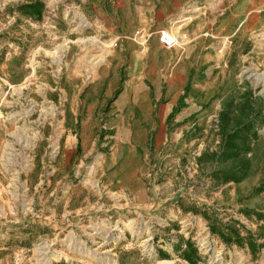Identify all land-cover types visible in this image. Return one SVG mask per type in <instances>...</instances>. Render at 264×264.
Masks as SVG:
<instances>
[{
	"label": "rangeland",
	"instance_id": "obj_1",
	"mask_svg": "<svg viewBox=\"0 0 264 264\" xmlns=\"http://www.w3.org/2000/svg\"><path fill=\"white\" fill-rule=\"evenodd\" d=\"M163 1L0 0V264H264L261 119L248 177L212 179L224 102L264 117V28L185 48L208 0Z\"/></svg>",
	"mask_w": 264,
	"mask_h": 264
},
{
	"label": "trees",
	"instance_id": "obj_2",
	"mask_svg": "<svg viewBox=\"0 0 264 264\" xmlns=\"http://www.w3.org/2000/svg\"><path fill=\"white\" fill-rule=\"evenodd\" d=\"M21 9L25 14L38 16L42 11V5L35 2ZM239 100L241 103L235 108H232L230 100L225 101L219 116V129L223 133V141L220 154L214 157L218 168L212 174V179L221 184H238L248 177L256 159L254 143L259 139L257 120L261 119V123L264 124L263 108L260 107L256 111L253 99L248 93H244ZM235 112L240 113L239 119L235 118ZM212 231L217 233L216 224L212 225ZM182 255L190 264H198L197 257L195 258L196 250L190 243Z\"/></svg>",
	"mask_w": 264,
	"mask_h": 264
},
{
	"label": "crops",
	"instance_id": "obj_3",
	"mask_svg": "<svg viewBox=\"0 0 264 264\" xmlns=\"http://www.w3.org/2000/svg\"><path fill=\"white\" fill-rule=\"evenodd\" d=\"M160 1L162 0H157V2ZM162 3L159 9L161 13L168 11L167 0H164ZM178 3L179 0H175V5H178ZM263 3L264 0H239L232 10L231 7H226L225 2H222V0L206 1L204 6L197 7L200 11H198L195 16L184 18L186 19L183 25L186 29V34H184L186 38L183 41V45H185L186 48L188 44L192 43L191 47H193L194 41L198 42L199 38H203L222 44L220 50L223 52L226 45L225 42L230 37L232 29L234 33L240 31L244 27L248 30V23H250L252 30L264 28V15L261 13ZM149 10L151 13L150 8ZM166 40V38H161V42L168 45L165 42ZM180 55V60H178L177 64H181L180 62L184 57V53ZM177 71L180 72L179 69H177ZM186 75L187 74L182 73V76H184L182 80L188 79Z\"/></svg>",
	"mask_w": 264,
	"mask_h": 264
},
{
	"label": "built area",
	"instance_id": "obj_4",
	"mask_svg": "<svg viewBox=\"0 0 264 264\" xmlns=\"http://www.w3.org/2000/svg\"><path fill=\"white\" fill-rule=\"evenodd\" d=\"M261 13L264 15V3H263V7L261 8ZM166 37H163V39H165ZM166 42V44H168V45H171L172 43H173V40H172V42L170 43V42H167V41H165Z\"/></svg>",
	"mask_w": 264,
	"mask_h": 264
}]
</instances>
